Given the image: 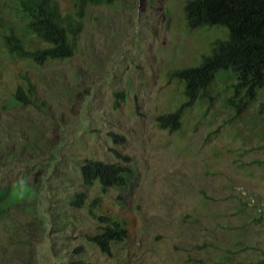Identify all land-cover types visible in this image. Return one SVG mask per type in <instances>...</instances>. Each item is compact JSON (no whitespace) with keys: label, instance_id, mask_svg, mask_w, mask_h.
Returning <instances> with one entry per match:
<instances>
[{"label":"rangeland","instance_id":"obj_1","mask_svg":"<svg viewBox=\"0 0 264 264\" xmlns=\"http://www.w3.org/2000/svg\"><path fill=\"white\" fill-rule=\"evenodd\" d=\"M186 2L89 6L75 55L42 65L12 57L0 37V264H264V90L234 118L236 78L221 70L179 130L157 125L187 102L169 74L229 37L189 28ZM26 78L28 104L15 97ZM117 153L130 160L126 185L84 186V160ZM98 199L129 231L109 256L87 240L100 230Z\"/></svg>","mask_w":264,"mask_h":264},{"label":"trees","instance_id":"obj_2","mask_svg":"<svg viewBox=\"0 0 264 264\" xmlns=\"http://www.w3.org/2000/svg\"><path fill=\"white\" fill-rule=\"evenodd\" d=\"M114 0H4L0 4V37L8 54L42 65L48 60H62L75 55L78 36L84 25L87 7L111 4ZM68 2V3H66ZM15 14L14 20L9 18ZM184 14L189 28L225 26L229 37L213 42L212 53L199 66L174 70L170 79L184 85L187 102L174 112L160 115V129L181 128L184 108L205 98L207 88L221 70H231L236 81L231 85L232 96L227 103L240 118L259 90H264V0H187ZM26 87L19 86L15 97L28 104L36 93L26 78ZM122 93H116L117 97ZM120 101L116 102L119 106ZM117 161L108 163L88 158L81 166L84 186L98 183L103 192L124 187L131 172L129 158L117 153ZM84 193L70 199L80 206ZM91 210L100 222V230L87 240L103 255L112 254V244L129 237L125 223L114 214L100 211L102 203ZM78 247L75 252L83 250ZM71 264H90L85 259Z\"/></svg>","mask_w":264,"mask_h":264}]
</instances>
